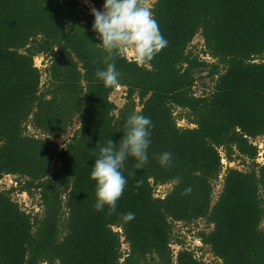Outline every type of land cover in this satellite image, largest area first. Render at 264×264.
I'll return each mask as SVG.
<instances>
[{"label": "trees", "instance_id": "16d2710c", "mask_svg": "<svg viewBox=\"0 0 264 264\" xmlns=\"http://www.w3.org/2000/svg\"><path fill=\"white\" fill-rule=\"evenodd\" d=\"M90 2L103 10L105 0ZM90 11L81 0H0V181L16 180L0 190V264H204L176 233L199 221L208 230L196 237L220 264H264V162L254 143L264 138V0H157L151 11L169 44L143 65L95 46ZM198 35L201 53L188 50ZM37 57L50 59L46 69ZM113 61L121 108L111 101L117 88L95 75ZM205 73L213 88L199 97L196 74ZM132 113L154 125L147 166L129 158L116 212H98L95 159L108 139L119 146ZM164 152L170 168L158 161ZM16 192L38 196L41 213L23 210Z\"/></svg>", "mask_w": 264, "mask_h": 264}, {"label": "clouds", "instance_id": "9594fccd", "mask_svg": "<svg viewBox=\"0 0 264 264\" xmlns=\"http://www.w3.org/2000/svg\"><path fill=\"white\" fill-rule=\"evenodd\" d=\"M91 12L95 17L93 31L98 34L97 39L102 41L95 46L107 51L109 57L130 51L134 62L143 65L152 61L169 44L146 0H105L102 11L92 7ZM95 75L104 82L106 88L120 87V73L116 70L114 61L107 64L106 70L98 69ZM153 128L149 117L132 113L124 125V135L119 146L108 139L106 144L99 148V156L95 159L90 174L91 179L96 182V211H103L107 206L109 215L116 212L118 201L127 185V179L123 175L125 163L129 158H133L135 168L143 169L147 166ZM158 161L162 167L170 168L171 153L160 154ZM141 183L137 181V187ZM190 193L189 187L182 195ZM122 218L126 222L132 221L135 214L128 212L123 214Z\"/></svg>", "mask_w": 264, "mask_h": 264}, {"label": "rangeland", "instance_id": "374dc122", "mask_svg": "<svg viewBox=\"0 0 264 264\" xmlns=\"http://www.w3.org/2000/svg\"><path fill=\"white\" fill-rule=\"evenodd\" d=\"M84 4H87L88 7H92L91 2L89 0H81ZM157 0H146L147 6L152 9L153 5L156 3ZM204 41L201 37V35H198L195 40L190 44L189 49L190 51H194L196 53H201L203 51ZM123 54L130 59H132V53L129 52H123ZM203 57V55H202ZM206 57V56H205ZM206 59L208 62H211L210 58H203ZM50 59H45L43 57H37L35 58V66L40 68L41 70L46 69L48 62ZM134 61V60H133ZM197 75V83L195 88V94L199 97L202 96L205 92L209 93L212 91L213 88V81L208 78L207 74H196ZM44 83H46V77L44 76ZM125 90L123 88H117L116 91L111 96V101H113L119 108L123 107V105L126 103L125 100ZM80 120L77 118L75 120L74 126L70 129L69 133L64 136L63 138L58 140V143L62 146L66 142H68L70 139L74 137L75 132L80 128ZM179 126L181 127H189L190 125L186 123L185 121H180ZM31 134H34L39 137H43L42 133H38L34 130H30ZM259 148H260V154L258 158V163L264 162V138H259L254 142ZM224 163H227L224 161ZM230 167V166H229ZM232 168L237 169H245L243 166L239 165L238 162H235L234 164H231ZM55 166L53 167V170ZM16 180L13 177L7 176L4 179L0 181V190L6 191L10 190L12 187H16ZM223 181L220 180L217 183L216 189H215V195H218L222 189ZM172 189L171 185L163 186L157 191V195L159 197H164L165 194H167ZM14 200H16L23 210L27 211L28 213H41L42 209L40 206L39 197L37 196L35 199L29 197L26 194L18 193L16 192L13 195ZM202 230H208L207 226L204 221H199L197 224H193L190 227H184L182 224L177 225L176 227V233L179 235V238L184 241L185 248L194 250L196 252L197 258L201 261H203L204 264H220V262L210 253V250L208 247H203L202 243L197 239V233ZM181 247V246H180ZM180 247L174 246L173 250L176 254ZM127 246H124V250L126 251ZM200 249V250H199Z\"/></svg>", "mask_w": 264, "mask_h": 264}, {"label": "built area", "instance_id": "2783aa9c", "mask_svg": "<svg viewBox=\"0 0 264 264\" xmlns=\"http://www.w3.org/2000/svg\"><path fill=\"white\" fill-rule=\"evenodd\" d=\"M89 2H90V0H89ZM85 5L88 7V5H87V4H85ZM91 5H92V4H91ZM92 7H93V6H92ZM92 7H90V8L88 7V8L91 10V9H92ZM90 12H91V11H90ZM91 13H92V12H91ZM205 74H206V73H205ZM195 88H196V87H195ZM195 88H194V93H195V91H196V90H195ZM195 95H196V94H195ZM196 96H198V95H196ZM225 165H226V163H225Z\"/></svg>", "mask_w": 264, "mask_h": 264}]
</instances>
